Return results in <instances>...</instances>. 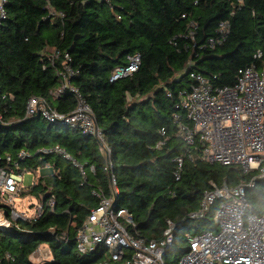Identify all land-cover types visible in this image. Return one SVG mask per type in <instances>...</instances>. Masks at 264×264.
<instances>
[{
    "label": "trees",
    "instance_id": "16d2710c",
    "mask_svg": "<svg viewBox=\"0 0 264 264\" xmlns=\"http://www.w3.org/2000/svg\"><path fill=\"white\" fill-rule=\"evenodd\" d=\"M222 21L229 23L226 39L205 45ZM54 48L67 52V63L78 70L71 81L91 106L110 149L116 192L93 136L42 116L25 117L30 96L45 98L61 113L75 106L69 92L50 95L65 62L63 54L51 62ZM257 50L264 53V0H8L7 17L0 22V89L6 95L0 97V158H15L23 150L28 156L20 160L21 171L46 163L53 171L22 189V197L42 200L44 211L35 221L19 220L18 229L0 230V264H35L29 255L40 244L48 245L53 258L41 264L100 261L98 251L76 249L78 229L99 202L94 189L113 196L114 207L132 215L134 227L128 231L134 237L157 241L172 221L174 240L164 259L177 264L187 249L186 234L217 230L216 204L201 218L189 216L204 191L211 183L225 179L236 185L252 175L203 160L198 148L173 134L177 90L189 81L186 71L219 86L233 85L237 70L252 63ZM136 52L138 69L110 80L114 68ZM161 128L169 138L154 148ZM55 145L84 167L85 178L63 156L38 152ZM50 198L52 207L46 204ZM246 198L249 212L262 213L264 176L247 188Z\"/></svg>",
    "mask_w": 264,
    "mask_h": 264
},
{
    "label": "built area",
    "instance_id": "2783aa9c",
    "mask_svg": "<svg viewBox=\"0 0 264 264\" xmlns=\"http://www.w3.org/2000/svg\"><path fill=\"white\" fill-rule=\"evenodd\" d=\"M7 2L0 0V22L7 17ZM228 33L229 23L220 22L216 35L208 37L205 45L221 44ZM61 54L65 62L57 69L59 83L50 90V95L57 98L66 92L73 94L74 108L61 113L51 107L45 98L30 96L25 105V117L42 116L50 123L63 124L93 136L99 143L100 152L106 157L105 168L110 173V184L116 192L110 149L104 142L91 106L71 81L78 75V70L67 63L71 60L69 54L58 48L52 50L50 60L53 62ZM253 58L252 63L237 70L233 85L219 86L199 72H188L189 81L177 90L175 110L171 116L176 126L173 134L189 147L198 148L203 160L234 167L242 174H252L246 182L230 185L224 179L219 185L211 183V188L204 191L198 209L190 212L189 216L201 218L216 204L213 220L217 230L186 234L187 249L177 264H264V208L260 214L249 212L246 198L247 188L254 186L256 178L264 176L263 51L257 50ZM140 61L139 53L128 54L126 64L114 68L110 80L135 72ZM167 95L172 96L171 92ZM0 97H6L1 89ZM159 133L161 138L154 148H161L169 138L164 128ZM38 152L63 156L85 178L84 167L58 145L42 147ZM27 156L25 151L20 150L15 158L9 154L0 158V230L18 229L19 220L35 221L44 211L45 204L40 199L26 208L19 209L16 204L18 196L22 200L25 198L21 196L25 187L22 186L24 171L20 169V160H25ZM177 161L180 167L182 157H178ZM89 170L94 172V167L90 166ZM92 193L99 198V202L78 229L76 249L79 254L98 251L101 260L94 264H165L164 256L174 240L175 225L172 221L167 220L162 237L157 241L134 237L128 231L134 227L132 215L126 209L115 208L113 196H105L100 189H94ZM46 204L52 207L53 199L50 198ZM106 253L108 257L103 259ZM5 258L13 260L10 254H6ZM29 260L35 264L52 261L48 245L40 244L29 255Z\"/></svg>",
    "mask_w": 264,
    "mask_h": 264
},
{
    "label": "rangeland",
    "instance_id": "374dc122",
    "mask_svg": "<svg viewBox=\"0 0 264 264\" xmlns=\"http://www.w3.org/2000/svg\"><path fill=\"white\" fill-rule=\"evenodd\" d=\"M186 83V82H184ZM53 171V168L49 165L40 166L36 170H26L23 172V181L22 186L25 188H28L31 186L40 176H44L47 174H51ZM25 198L22 200L20 196L17 198V205H19V209L26 208L29 204H35L37 202V199L34 198V196H24ZM46 246V244H44ZM107 253L104 255V258H107Z\"/></svg>",
    "mask_w": 264,
    "mask_h": 264
},
{
    "label": "water",
    "instance_id": "95a60500",
    "mask_svg": "<svg viewBox=\"0 0 264 264\" xmlns=\"http://www.w3.org/2000/svg\"><path fill=\"white\" fill-rule=\"evenodd\" d=\"M188 72L186 71V74H187Z\"/></svg>",
    "mask_w": 264,
    "mask_h": 264
}]
</instances>
